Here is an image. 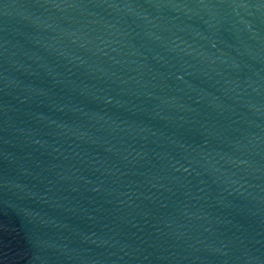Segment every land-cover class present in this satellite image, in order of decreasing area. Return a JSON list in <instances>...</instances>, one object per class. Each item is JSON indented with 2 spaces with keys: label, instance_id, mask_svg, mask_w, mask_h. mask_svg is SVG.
<instances>
[{
  "label": "water",
  "instance_id": "1",
  "mask_svg": "<svg viewBox=\"0 0 264 264\" xmlns=\"http://www.w3.org/2000/svg\"><path fill=\"white\" fill-rule=\"evenodd\" d=\"M0 264H264V0H0Z\"/></svg>",
  "mask_w": 264,
  "mask_h": 264
}]
</instances>
